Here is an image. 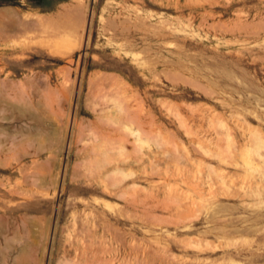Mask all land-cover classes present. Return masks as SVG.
I'll return each instance as SVG.
<instances>
[{
  "label": "rangeland",
  "instance_id": "374dc122",
  "mask_svg": "<svg viewBox=\"0 0 264 264\" xmlns=\"http://www.w3.org/2000/svg\"><path fill=\"white\" fill-rule=\"evenodd\" d=\"M0 264H264V0H0Z\"/></svg>",
  "mask_w": 264,
  "mask_h": 264
}]
</instances>
